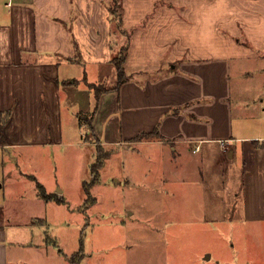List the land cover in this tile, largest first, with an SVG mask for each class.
Segmentation results:
<instances>
[{
    "label": "crops",
    "instance_id": "1",
    "mask_svg": "<svg viewBox=\"0 0 264 264\" xmlns=\"http://www.w3.org/2000/svg\"><path fill=\"white\" fill-rule=\"evenodd\" d=\"M112 4L0 0V264H34L33 247L67 258L26 244L42 213L21 223L19 199L62 201L53 153L76 143L107 157L155 144L163 171L216 196L196 215L264 225V0H120V27ZM154 128L161 138L133 140Z\"/></svg>",
    "mask_w": 264,
    "mask_h": 264
},
{
    "label": "rangeland",
    "instance_id": "2",
    "mask_svg": "<svg viewBox=\"0 0 264 264\" xmlns=\"http://www.w3.org/2000/svg\"><path fill=\"white\" fill-rule=\"evenodd\" d=\"M93 149L91 156L92 147L78 143L54 151L52 175L58 178L55 189L63 187L62 201L19 199L21 223L42 213L34 219L42 225L21 233L26 244L57 242L53 248L67 255L52 262L28 248L24 254L34 264H71L68 257L80 246V264H264V225L196 215L194 210L216 196L192 178L179 180L163 171L158 146L113 148L98 180L89 183V162L97 156ZM104 153L102 148L98 152L102 158Z\"/></svg>",
    "mask_w": 264,
    "mask_h": 264
},
{
    "label": "trees",
    "instance_id": "3",
    "mask_svg": "<svg viewBox=\"0 0 264 264\" xmlns=\"http://www.w3.org/2000/svg\"><path fill=\"white\" fill-rule=\"evenodd\" d=\"M113 6L111 7V14L113 15V19L115 21H118V25L117 27H120V13L118 12L119 9L121 8L120 5V0H113ZM124 32V31H123ZM127 43L121 44L119 46V48L116 50L115 55L112 57V62L114 64V66L116 67V82L117 85L119 86L125 79L128 78V74L125 71V66H123L124 63V59L127 53ZM90 87L93 89L97 99L100 98L99 95L102 91H104V87L100 84H94L92 83L90 85ZM85 119L87 122V126L91 129V121L90 118L82 115L80 116V118ZM152 137H159L161 138V136L159 135L158 129L154 128L152 130V132H142L137 134V136L133 139V140H140V139H146L149 140ZM100 151V149H99ZM100 154L97 155L96 160L94 162H92V164L90 165V174H91V180L89 183H94L98 180L99 174H98V169L103 165L104 162V158H102L101 156H99ZM104 157H107V155H109L108 151H105L104 153ZM88 182L84 181L83 182V189H85L87 195H90V189L87 188ZM82 246H80L79 251L74 252L73 254H71L68 258L71 262V264H80L81 258L83 256L82 252H81ZM63 253V252H62ZM77 256H79V258L77 259Z\"/></svg>",
    "mask_w": 264,
    "mask_h": 264
}]
</instances>
